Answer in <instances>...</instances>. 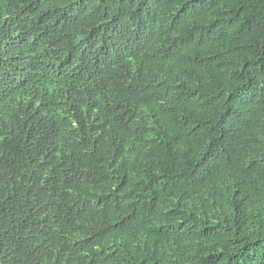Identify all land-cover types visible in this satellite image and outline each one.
<instances>
[{"label": "trees", "instance_id": "1", "mask_svg": "<svg viewBox=\"0 0 264 264\" xmlns=\"http://www.w3.org/2000/svg\"><path fill=\"white\" fill-rule=\"evenodd\" d=\"M0 264H264V0H0Z\"/></svg>", "mask_w": 264, "mask_h": 264}, {"label": "clouds", "instance_id": "2", "mask_svg": "<svg viewBox=\"0 0 264 264\" xmlns=\"http://www.w3.org/2000/svg\"><path fill=\"white\" fill-rule=\"evenodd\" d=\"M53 44H49L54 51L57 49L59 51L62 50L63 44H59V42L52 38ZM34 64V58L31 56L28 60L29 68H31ZM97 74H91L90 77H94ZM21 91H26V87H24ZM20 91V92H21ZM73 95L70 96V98ZM40 98H33L26 94V99L18 103L22 109L27 110V115L25 117L24 123L31 127L41 128L45 130L55 129L58 124H63L64 119L71 116L74 111V107H77L78 104L82 100V93L75 96L70 106L64 105L59 106L52 97L47 99V105L52 107V110L48 111L45 107H42L38 101ZM64 120L62 123H60Z\"/></svg>", "mask_w": 264, "mask_h": 264}, {"label": "bare ground", "instance_id": "3", "mask_svg": "<svg viewBox=\"0 0 264 264\" xmlns=\"http://www.w3.org/2000/svg\"><path fill=\"white\" fill-rule=\"evenodd\" d=\"M43 42V41H42Z\"/></svg>", "mask_w": 264, "mask_h": 264}]
</instances>
